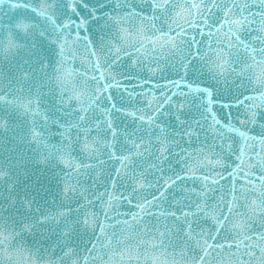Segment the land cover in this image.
<instances>
[{
  "label": "snow or ice",
  "instance_id": "1",
  "mask_svg": "<svg viewBox=\"0 0 264 264\" xmlns=\"http://www.w3.org/2000/svg\"><path fill=\"white\" fill-rule=\"evenodd\" d=\"M0 264H264V0H0Z\"/></svg>",
  "mask_w": 264,
  "mask_h": 264
}]
</instances>
